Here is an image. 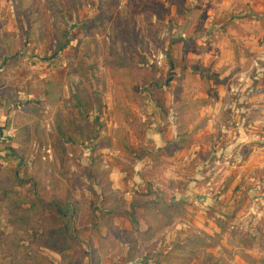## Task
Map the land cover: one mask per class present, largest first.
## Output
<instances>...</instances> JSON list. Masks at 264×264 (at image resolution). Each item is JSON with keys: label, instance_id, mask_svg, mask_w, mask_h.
<instances>
[{"label": "rangeland", "instance_id": "1", "mask_svg": "<svg viewBox=\"0 0 264 264\" xmlns=\"http://www.w3.org/2000/svg\"><path fill=\"white\" fill-rule=\"evenodd\" d=\"M9 2L18 55L42 62L47 76L59 68L31 89L38 102L25 106L16 130L27 152L50 147L58 159L8 164L0 264H264V130L255 127L264 105V0ZM140 93H150L157 114L132 112L129 104H150ZM114 102L107 115L132 120L134 142L157 120L156 130L178 124L187 152L173 145L174 160L154 159L150 177L186 201L165 194L148 208L133 193L124 198L135 178L127 128L112 130L114 145H99L126 153L112 160L122 196L103 157H85L104 127L99 111ZM74 131L82 141L70 158L58 138ZM141 144L136 157L147 149ZM120 219L124 235L112 225Z\"/></svg>", "mask_w": 264, "mask_h": 264}, {"label": "crops", "instance_id": "2", "mask_svg": "<svg viewBox=\"0 0 264 264\" xmlns=\"http://www.w3.org/2000/svg\"><path fill=\"white\" fill-rule=\"evenodd\" d=\"M7 1L10 0H0V182L3 179V176H9L8 171L10 170V168L8 167V164L15 162L17 164L23 163L24 166L27 165L31 168L32 165L36 164L37 162L40 163L41 160L43 162H46V160L58 159L57 150L55 149V154L53 155L50 147H44L41 151L39 150L38 152L40 153V155H34L31 151L27 152L24 148L25 141H21L16 130V122L20 118H23L28 112L25 106L27 104L34 106V103L38 102L36 101L35 94L31 91V89L39 88L46 81V78L54 77L55 75L59 74V68L56 67L55 69H53L52 73L47 76L45 70L46 67L42 62L37 60L33 61L32 63H29L24 58H22L21 55H18L19 52L17 51L16 46L19 44L20 40L18 29L19 27H17V21L15 20L13 7L10 2V6H7ZM15 42H18V44L14 47V45L16 44ZM49 61L53 63V66H56L54 64L56 62L55 58ZM113 92L114 93L112 95L117 96L119 94L118 89H115V91L113 90ZM140 95H148L150 104L147 107L144 106L143 110H139V108L135 104H129V107L132 112L135 113L137 111L141 113V111H143V113L153 112L157 114L158 109H155L152 102L154 101V98H152L150 93H140ZM118 96H120V94ZM262 97L264 98V94ZM39 99L41 98L39 97ZM108 100L111 99L109 98ZM115 103L116 102H114V104H106L105 106H107V109L103 108L101 110L102 112L99 111L101 117L97 122L103 123L104 127L103 130H101L100 137L97 141H95V139H92L90 140V144H88L89 142H86L88 148L87 152L85 153V157L88 158L97 153L99 154V156L103 157V168L109 170L108 174L111 180L115 182L112 187L113 194L117 193L118 196H122V192L126 190L125 189L124 191L120 192L118 191L122 190V179L118 178L122 174V169L116 168V166L112 163V160L113 157L116 158L119 156H121V158H125L126 153L120 148L115 147L116 150H114V148H109V146L100 147L99 145H102V139L107 140L109 143L111 142L113 144L115 138L112 136V130L120 129L119 132H122L123 128H127V130L130 132V139L128 142L131 156L129 157H132V159H134L133 161H135V178L134 181L130 182L131 186L128 187V191H125L124 198H129L131 200V194L133 193L132 195H134L136 199H144V203H142L141 206L144 205L148 208L159 207L158 204L162 202L161 198L165 196V194H175L176 199L186 201L185 199H183V197H181V195L176 194L173 191L169 192L166 186L161 183H158L157 179H152L150 177V172L153 166H156V164L154 163V159H160L161 157V159L163 160H174V156H169L167 154L168 150L173 145H181V151H183L182 154H184V152H187L182 144L183 140L185 141V139L183 138L182 140L181 135H179L177 130L178 124H172V122H170L168 126H166L165 130H156L155 128L158 123L157 120L156 124L146 126V133L144 135L145 137L143 138V140H139L136 138V141L134 142L135 137L133 132L132 120L129 121L125 119V121L121 123V121L115 119V117L109 118V115H111V113H113L117 107ZM253 106L254 105L250 107L253 108ZM249 108H246L247 112L250 111ZM258 109L261 115L258 121L255 123V127H260L262 130L261 132L263 133L264 105H262L261 107L258 106ZM107 113L109 115H107ZM146 118V116H143L142 122H144ZM249 118L251 121L249 127L251 128L249 131V138H246V140L247 145H250L253 149V142L255 141L254 131L256 128H254V126L252 125V116ZM92 122L87 121L85 124L86 126L89 124L92 126ZM73 128L76 129L75 127ZM8 131H12V135L7 138V141H1V138ZM74 133H70V135L66 136L60 134V136H63L65 138H58L60 141L59 143L68 147V151L65 153V156H68L70 158L74 157V152L70 148H72L74 145H77L79 141H82L80 137L77 138V131H74ZM262 141H264V137L262 138ZM140 143H142L141 146H145L147 149H145V151L143 152L142 157H136L135 150L137 149V146ZM134 146H136V149H134ZM92 161L93 160H91L90 163L91 165ZM28 168L29 167H27V171H29ZM11 173L12 172H9V174ZM167 176L171 178L172 174L170 173ZM133 188H135V192H133ZM10 191L12 193L14 192L11 189ZM170 202L172 201L170 200ZM121 220L122 219L118 221V224L112 225H116L124 235L128 228L126 226V223H124V226L121 225ZM137 221L142 223V219H139ZM149 222L151 223V220H149ZM106 239L107 244H109L110 242L114 241V236H107ZM122 241V246H128L126 245L127 242L125 239ZM141 262L142 261L138 262L136 259L135 261L130 262L128 264H141Z\"/></svg>", "mask_w": 264, "mask_h": 264}, {"label": "built area", "instance_id": "3", "mask_svg": "<svg viewBox=\"0 0 264 264\" xmlns=\"http://www.w3.org/2000/svg\"><path fill=\"white\" fill-rule=\"evenodd\" d=\"M12 131H8L2 138L1 141H7V138L10 137L12 134Z\"/></svg>", "mask_w": 264, "mask_h": 264}]
</instances>
